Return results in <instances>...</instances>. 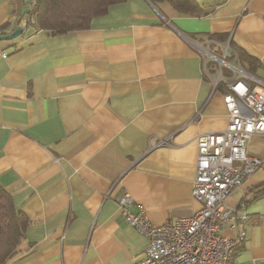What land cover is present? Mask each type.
<instances>
[{
    "label": "crops",
    "instance_id": "crops-1",
    "mask_svg": "<svg viewBox=\"0 0 264 264\" xmlns=\"http://www.w3.org/2000/svg\"><path fill=\"white\" fill-rule=\"evenodd\" d=\"M197 1L201 15L125 0L87 28L26 23L0 40V185L27 219L6 264H134L148 241L121 216L123 193L155 224L198 209L196 137L225 128L229 78L264 83V0ZM30 3L0 0V34ZM207 34L225 36L226 63ZM246 152L262 162L226 198L246 214L223 225L245 231L231 264L264 258V134Z\"/></svg>",
    "mask_w": 264,
    "mask_h": 264
},
{
    "label": "built area",
    "instance_id": "built-area-1",
    "mask_svg": "<svg viewBox=\"0 0 264 264\" xmlns=\"http://www.w3.org/2000/svg\"><path fill=\"white\" fill-rule=\"evenodd\" d=\"M222 48V55L216 57L224 64L227 43ZM226 86L225 128L196 137L191 194L199 203L198 209L191 216L155 224L142 209L136 213L129 210L132 200L127 193L117 198L121 216L148 241L134 264H231L234 247L244 239V230L233 239L222 229L226 222L233 227L236 216L246 217L243 212L236 214L226 198L262 162L246 152V142L253 134H264V83L251 84L233 76ZM249 264H264V258L252 259Z\"/></svg>",
    "mask_w": 264,
    "mask_h": 264
},
{
    "label": "trees",
    "instance_id": "trees-1",
    "mask_svg": "<svg viewBox=\"0 0 264 264\" xmlns=\"http://www.w3.org/2000/svg\"><path fill=\"white\" fill-rule=\"evenodd\" d=\"M125 0H32L29 6L27 23L35 24L49 34H61L72 30L87 28L94 16L106 13L109 5ZM158 10L167 2L182 15H201L205 13L197 0H149ZM34 21L29 20L30 17ZM202 41L205 47H215L221 53L225 36L207 34ZM229 46L232 44L228 41ZM234 48V47H233ZM236 52V49L234 50ZM238 53V51L236 52ZM227 59V52L225 54ZM27 219L18 210L10 194L0 185V264L17 253V246L24 237Z\"/></svg>",
    "mask_w": 264,
    "mask_h": 264
},
{
    "label": "water",
    "instance_id": "water-1",
    "mask_svg": "<svg viewBox=\"0 0 264 264\" xmlns=\"http://www.w3.org/2000/svg\"><path fill=\"white\" fill-rule=\"evenodd\" d=\"M32 0H25V3H30ZM26 6H22V9H21V19L20 21L18 22V25L9 33H6V34H0V40H8L10 38H14L16 37L17 35H19L24 26L26 25L27 23V18H28V13H29V8H25Z\"/></svg>",
    "mask_w": 264,
    "mask_h": 264
}]
</instances>
